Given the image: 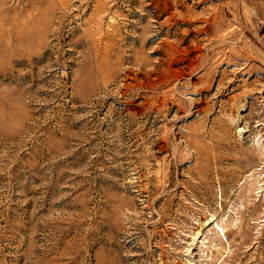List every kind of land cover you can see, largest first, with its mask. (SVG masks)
I'll use <instances>...</instances> for the list:
<instances>
[{
    "label": "rangeland",
    "instance_id": "rangeland-1",
    "mask_svg": "<svg viewBox=\"0 0 264 264\" xmlns=\"http://www.w3.org/2000/svg\"><path fill=\"white\" fill-rule=\"evenodd\" d=\"M0 264H264V0H0Z\"/></svg>",
    "mask_w": 264,
    "mask_h": 264
}]
</instances>
